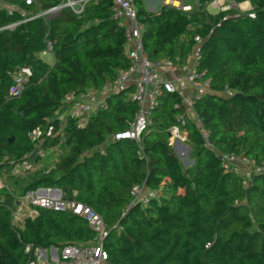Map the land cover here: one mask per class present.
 Masks as SVG:
<instances>
[{"label":"trees","instance_id":"obj_1","mask_svg":"<svg viewBox=\"0 0 264 264\" xmlns=\"http://www.w3.org/2000/svg\"><path fill=\"white\" fill-rule=\"evenodd\" d=\"M211 1L194 0L189 12L165 4L148 12L134 0L143 49L152 61L182 66L199 36L197 69L212 89L194 103L201 125L218 152L264 162V0H225L248 1L253 18L235 16V7L210 13ZM14 3L34 17L18 22V11L9 15L0 8V174L6 179L0 188V264H27L26 244L60 247L92 239L86 222L69 212L37 208L21 226L11 223L17 196L55 186L100 215L108 230V264H264V177L254 176L244 187L242 176L222 169L191 120L185 129L193 163L184 167L168 144V128L182 111L176 93L158 98L139 144L113 136L128 127L137 108L117 94L81 128L67 117L60 143L59 132L47 139L44 148L60 151L51 167L13 175L33 150L27 133L47 123L58 127L55 115L66 94L98 89L127 67L124 28L112 17L111 0H88L79 13L62 7L46 16L35 15L60 0ZM48 43L52 64L38 55ZM22 66L32 74L20 95L9 96ZM225 89L233 94L224 96ZM134 185L159 188L161 197L142 205L131 193Z\"/></svg>","mask_w":264,"mask_h":264},{"label":"built area","instance_id":"obj_2","mask_svg":"<svg viewBox=\"0 0 264 264\" xmlns=\"http://www.w3.org/2000/svg\"><path fill=\"white\" fill-rule=\"evenodd\" d=\"M14 1L16 0H0L2 3L0 8L5 9L9 15L18 11L21 16V20L18 22H25L34 17L23 9H16ZM21 1H24L26 5L33 3V0ZM86 1L88 0H61L60 4L35 16L54 14L62 7H69L73 12L79 13ZM164 2H167L166 5L174 6L184 12L191 10L190 5H183L181 1H178L177 5H173L175 0H164ZM208 6H214L222 12L237 6L235 16L247 12L248 17H254L251 8L242 9L239 3L213 0ZM111 10L112 17L124 28L128 45L125 50L127 67L118 70L111 81L104 83L98 89L90 88L81 92L66 94L63 104L67 106L68 111L58 118V127L53 123H47L31 129L27 133L28 139L33 144V150L20 160L13 171L14 174L23 177L37 170L36 160L30 161L28 157L33 155L41 160L46 153L44 142L56 132L61 135L58 143L61 142L63 125L67 117L74 118L77 127L81 128L92 115L106 108L107 99L110 96L117 94H122L126 99L135 102L137 108L128 127L124 131L114 133L113 136L115 139H130L139 144L143 130L149 122L150 114L158 104V98L164 93H176L180 97V103L175 106L181 107L182 111L175 117V123L168 128V144L172 148L185 147L188 138L185 123L191 120L199 125V134L204 145L216 153L222 169L225 172H234L242 176L244 187L251 183L254 176L262 175L264 177V162L256 163L232 152H218L209 140L208 131L201 125L194 111L195 100L212 92L210 79L205 78L204 73L197 69L201 56L200 37H194V46L185 65L179 66L167 59L152 61L147 58L143 49L141 27L137 21L134 0H111ZM16 23H12L11 26ZM31 74L32 71L29 66L18 68L14 72L13 84L8 90V95L12 97L20 95ZM221 94L228 97L233 94V91L225 89ZM174 150L176 151V149ZM3 186L4 184L0 183V188ZM131 193L134 200L142 205H147L150 200L159 199L162 194L159 188L146 189L143 185H134L131 188ZM21 198L24 199L25 205L31 207L21 216H34L37 214V208L69 212L82 218L94 232L92 239L84 244L68 243L60 247L56 245L32 247L26 244L24 252L28 255L27 264H108V255L103 246L108 230L100 215L92 208L81 202L66 199L62 196L61 191L51 188H38L28 191ZM208 245L209 243L205 247Z\"/></svg>","mask_w":264,"mask_h":264},{"label":"crops","instance_id":"obj_3","mask_svg":"<svg viewBox=\"0 0 264 264\" xmlns=\"http://www.w3.org/2000/svg\"><path fill=\"white\" fill-rule=\"evenodd\" d=\"M60 2H61V0H60ZM142 2H143V6H144V9L146 10V11H148V12H155V11H157L158 9H159V7L160 6H162V5H164V0H162L161 2H160V0H142ZM191 3V2H190ZM0 4H2V3H0ZM60 4V3H59ZM193 4H195V2H194V0H193ZM14 6H16V9H23V7H19L18 5H16V3H14ZM239 6L242 8V9H245V10H247V9H249V8H251V5H250V3L248 2V1H243V2H240L239 3ZM23 10H25V9H23ZM207 10L210 12V13H214V12H211L210 10H209V6L207 7ZM26 11V10H25ZM26 12H28V11H26ZM29 13V12H28ZM50 46V45H49ZM126 47H128V45H127V41H126ZM50 53V48L49 49H46L45 51H42V52H40L38 55L42 58V56H44L46 53ZM52 55V54H51ZM52 62H53V57H52ZM52 62L50 63V64H52ZM47 63V62H46ZM32 71V70H31ZM64 105V108H63V110L62 111H59V112H56V117L57 118H60L61 116H63L67 111H68V108H67V106L65 105V104H63ZM132 121V120H131ZM47 141V140H46ZM46 141L44 142V144L46 143ZM188 146V145H187ZM189 147V146H188ZM45 151L46 152H49L50 151V154L48 155V160H46V159H44L45 158V156L47 155L46 153V155L40 160V159H38L37 157H35V159L34 160H36V163H37V170L38 169H41V168H49V167H51L56 161H57V158H58V155L60 154V151H59V146H57V145H49V146H45ZM173 151H174V149H173ZM189 151H190V148H189ZM174 153H175V151H174ZM176 154V153H175ZM188 155H189V153H188ZM33 160V161H34ZM192 163H193V160H192ZM17 166H15L14 167V169L16 168ZM14 169H13V171H14ZM12 171V173H13V175L16 177V178H20L21 176H18V175H15L14 174V172ZM5 178H4V175L2 176L1 174H0V183H3L4 184V182H5ZM9 181H7V184H9L10 185V183H8ZM51 189H55V188H51ZM55 190H59V191H61L60 189H55ZM62 193V192H61ZM24 218V216H21L20 217V219H19V221H20V225L19 226H21V224H22V219Z\"/></svg>","mask_w":264,"mask_h":264},{"label":"rangeland","instance_id":"obj_4","mask_svg":"<svg viewBox=\"0 0 264 264\" xmlns=\"http://www.w3.org/2000/svg\"><path fill=\"white\" fill-rule=\"evenodd\" d=\"M162 0H160L161 2ZM176 2L173 4V5H177L178 1H181V3L183 5H190L191 6V9L195 6V4H193V0H175ZM191 2V3H190ZM164 4L166 5L167 2H164ZM171 6V5H170ZM237 8V6H236ZM209 10L211 12H214V13H217L218 12V9L215 8L214 6H209ZM42 59L47 62L48 64H50L52 62V55L51 53H46L44 56H42ZM188 148V150H187ZM173 149H176L175 153L178 157V159L180 160V162L182 163V165L184 167H188L192 164V159L190 158V156L188 155V153L190 152L189 151V147L185 144V147L184 146H178L176 148H173ZM188 151V153H187ZM47 154V155H46ZM46 156L44 159L48 160V155L50 154V151L49 152H46ZM30 174V173H29ZM28 175V174H27ZM11 188H12V185H9ZM55 189H59L57 186L54 187ZM15 209L14 211H12V221L11 223L16 225V226H19L20 225V217H21V214L24 213L25 211H27L28 209H31L30 206H27L25 205V202H24V199L21 198V196H17V198L15 199Z\"/></svg>","mask_w":264,"mask_h":264},{"label":"water","instance_id":"obj_5","mask_svg":"<svg viewBox=\"0 0 264 264\" xmlns=\"http://www.w3.org/2000/svg\"><path fill=\"white\" fill-rule=\"evenodd\" d=\"M13 139H14L13 136H9L7 138V143L10 144L13 141Z\"/></svg>","mask_w":264,"mask_h":264},{"label":"bare ground","instance_id":"obj_6","mask_svg":"<svg viewBox=\"0 0 264 264\" xmlns=\"http://www.w3.org/2000/svg\"><path fill=\"white\" fill-rule=\"evenodd\" d=\"M165 1H168V0H165Z\"/></svg>","mask_w":264,"mask_h":264}]
</instances>
